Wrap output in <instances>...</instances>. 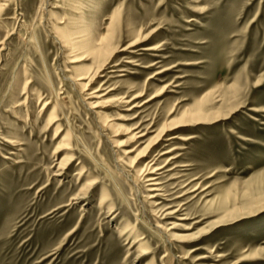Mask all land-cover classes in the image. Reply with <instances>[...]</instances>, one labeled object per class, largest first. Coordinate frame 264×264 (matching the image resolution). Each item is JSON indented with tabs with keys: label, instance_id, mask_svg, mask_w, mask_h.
I'll return each mask as SVG.
<instances>
[{
	"label": "rangeland",
	"instance_id": "obj_1",
	"mask_svg": "<svg viewBox=\"0 0 264 264\" xmlns=\"http://www.w3.org/2000/svg\"><path fill=\"white\" fill-rule=\"evenodd\" d=\"M0 264H264V0H0Z\"/></svg>",
	"mask_w": 264,
	"mask_h": 264
},
{
	"label": "bare ground",
	"instance_id": "obj_2",
	"mask_svg": "<svg viewBox=\"0 0 264 264\" xmlns=\"http://www.w3.org/2000/svg\"><path fill=\"white\" fill-rule=\"evenodd\" d=\"M48 2V1H47ZM149 169L152 170V167H150ZM157 170L158 169H153L152 171H150V173H153V174H157ZM148 171V170H147ZM152 176V175H151ZM158 178L156 176H152L148 179V181H151V183L149 184V186H151L150 190L149 191H157V190H160L157 185L159 184L157 182ZM158 195L154 194V195H151L150 198H154V197H157ZM78 197V196H77ZM75 199H78V198H75ZM80 199V198H79ZM100 203H103L100 202Z\"/></svg>",
	"mask_w": 264,
	"mask_h": 264
}]
</instances>
